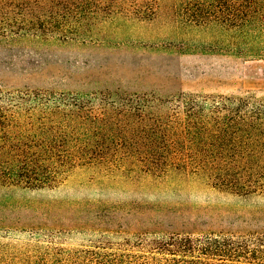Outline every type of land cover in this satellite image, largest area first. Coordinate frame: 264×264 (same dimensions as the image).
Here are the masks:
<instances>
[{"label": "rangeland", "instance_id": "374dc122", "mask_svg": "<svg viewBox=\"0 0 264 264\" xmlns=\"http://www.w3.org/2000/svg\"><path fill=\"white\" fill-rule=\"evenodd\" d=\"M183 1L63 0L56 10L46 0L29 1L28 8L19 10L15 8L18 2L0 4V16L10 13L26 18L33 14L50 22L12 26L14 30L74 32L93 38L81 46L87 49L83 52H92L88 67L83 64L87 52L78 57L68 54L67 61L61 63L55 59L35 64V60L24 57L10 65V59L2 61L0 56V84L49 85L59 82L61 75L84 81L98 75L101 64L115 79L132 77L139 83L131 87L133 90H154L167 100L166 106L140 116L109 113L87 124L89 137L83 139L131 147L151 144V131L164 126L168 130L166 140H177L174 94L264 96V58L153 50L151 43L159 40L153 37L148 41L151 33L161 30L168 8ZM52 12L58 15L55 23ZM130 154L131 159L151 157L133 148ZM172 156L165 153L155 157ZM179 233L192 239L224 234L264 240V196L240 197L188 180H155L133 173L107 175L82 169L71 172L53 189L0 188V264H191L194 257L174 252L178 248L171 246L174 242L169 239ZM253 258L250 264H257L264 253ZM209 261L229 263L221 258Z\"/></svg>", "mask_w": 264, "mask_h": 264}, {"label": "trees", "instance_id": "16d2710c", "mask_svg": "<svg viewBox=\"0 0 264 264\" xmlns=\"http://www.w3.org/2000/svg\"><path fill=\"white\" fill-rule=\"evenodd\" d=\"M29 1L35 2L0 0V4L12 6L18 2L15 8L19 10L28 8ZM46 1L52 2L56 10L63 0ZM168 10L161 30L152 32L148 40H159L151 43L155 52L264 58V0H185ZM56 12H52L54 23L58 20ZM18 17L10 13L0 16L2 61L8 58L13 65V61L28 57L35 64L55 59L61 63L67 61L68 54L78 57L87 52L83 64L88 67L93 55L83 52L87 49L81 46L92 36L14 30L12 26L50 23L48 18L38 19L33 14ZM99 70L98 75L84 81H71L61 75L59 82L49 85L0 84V188L53 189L71 172L82 169L107 175L133 173L155 180H188L240 197L264 196V96L174 94L171 98L177 103L179 124L176 141L166 140L168 130L164 126L151 131L153 142L146 146L96 144L83 140L89 137L87 124L109 113L140 116L167 103L154 90H133L138 81L132 77L115 79L103 64ZM96 112L100 114L95 117ZM132 148L151 157L131 159ZM165 153L173 156L155 157ZM187 153L203 156H174ZM247 238L207 234L192 239L179 233L169 240L178 248L174 252L194 257L191 264H211L209 260L217 258L228 264H250L256 254L264 253V240ZM258 261L264 264V259Z\"/></svg>", "mask_w": 264, "mask_h": 264}]
</instances>
